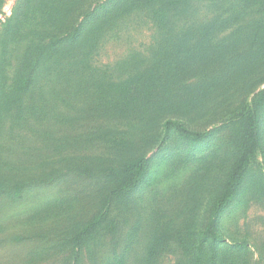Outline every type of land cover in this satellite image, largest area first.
I'll list each match as a JSON object with an SVG mask.
<instances>
[{
	"label": "rangeland",
	"instance_id": "1",
	"mask_svg": "<svg viewBox=\"0 0 264 264\" xmlns=\"http://www.w3.org/2000/svg\"><path fill=\"white\" fill-rule=\"evenodd\" d=\"M140 3L0 0V264H103L126 244L127 264H193L264 91V0L197 2L162 26ZM89 16L87 45H58ZM201 36L225 49L192 50L184 71ZM259 120L261 147L202 264H264ZM168 121L213 134L193 145ZM142 156L152 164L129 199L121 170Z\"/></svg>",
	"mask_w": 264,
	"mask_h": 264
},
{
	"label": "trees",
	"instance_id": "2",
	"mask_svg": "<svg viewBox=\"0 0 264 264\" xmlns=\"http://www.w3.org/2000/svg\"><path fill=\"white\" fill-rule=\"evenodd\" d=\"M41 4V8L43 10H47L53 5H62V6H71L74 3V0H39ZM114 1H123V0H114ZM128 1V0H127ZM208 0H169L166 2L165 0H141V6L146 8L149 13L152 12L153 17L160 23V26L164 25L165 22L175 19H181L183 12L187 10H191L192 7L196 6L197 2H203ZM209 1H217V0H209ZM219 1V0H218ZM112 9H107V13L105 14V21L111 16ZM188 12V11H187ZM187 12L185 15H187ZM50 15V14H49ZM54 14L52 13V17ZM91 16L87 17V20L80 23L74 31L71 33L69 37H64L61 41L58 42L59 46L61 43L69 41V46L72 49H75L77 46L87 45L86 43V32H87V21ZM99 14L94 16L92 22L96 21L93 25L92 29L95 31L98 27L104 26V19H101ZM91 22V23H92ZM90 24V23H89ZM81 38H83L81 40ZM205 40L196 39L195 42H187L189 44H185L184 50L186 52V59L181 62H178L180 67H183L184 71H195L191 66L192 63L187 61L190 60L191 54H197L195 51L198 48L206 45V49H217V46L211 43H207L208 36H201ZM209 42V41H208ZM163 44H166L168 48L165 51L170 52L173 51H182V49L178 46L179 43H174V46L170 47V41L163 37ZM249 43V42H248ZM67 48V47H66ZM68 47V49H70ZM224 48V47H223ZM221 48V49H223ZM225 49V48H224ZM71 50V49H70ZM226 53L221 54L218 58L219 67L221 71L225 70L226 65L230 62L229 57ZM168 58L165 59V61ZM167 62V61H166ZM165 62V63H166ZM235 62V61H232ZM83 66V65H82ZM170 67H166L168 70ZM31 78H28L26 82V86L28 87L31 83ZM264 110V91L258 96L256 101L253 103V110L249 113L246 120H243L241 126V139L239 143V156L232 168L228 181L224 185L223 191L216 199L211 217L208 220L205 231L199 238L198 245L196 247V256L193 260V264H202L201 262V252L204 246L209 245L210 249L214 250L218 244L217 242V234L216 227L218 221L221 216L226 212L234 203L237 195L242 190L248 166L250 165L252 159L255 157V154L261 147L262 134L259 120V113ZM166 130H174L180 137L189 141L191 144H201L204 143L207 139L211 138L213 133H196L187 130L183 125H181L177 121H168L165 126ZM153 158L151 157H139L138 159L126 164V166L121 170V179L120 184L125 189L124 191L127 194V197H130L140 188L143 184L144 179L146 177L147 171L152 164ZM118 204V203H117ZM110 212V211H109ZM132 250L130 249L129 244H126V247L122 248V251L119 255H115L108 259L105 257L106 262L103 264H127V259L131 256ZM211 264H217L215 261Z\"/></svg>",
	"mask_w": 264,
	"mask_h": 264
}]
</instances>
